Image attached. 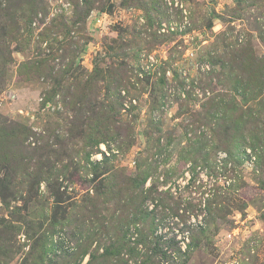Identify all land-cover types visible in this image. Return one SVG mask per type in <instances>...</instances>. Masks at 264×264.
<instances>
[{"label": "rangeland", "instance_id": "1", "mask_svg": "<svg viewBox=\"0 0 264 264\" xmlns=\"http://www.w3.org/2000/svg\"><path fill=\"white\" fill-rule=\"evenodd\" d=\"M0 264H264V0H0Z\"/></svg>", "mask_w": 264, "mask_h": 264}]
</instances>
